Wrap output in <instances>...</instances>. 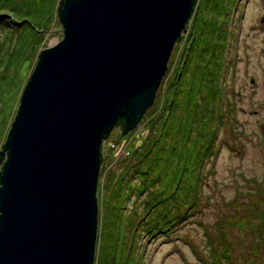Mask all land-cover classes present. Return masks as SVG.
Returning a JSON list of instances; mask_svg holds the SVG:
<instances>
[{
    "label": "water",
    "instance_id": "1",
    "mask_svg": "<svg viewBox=\"0 0 264 264\" xmlns=\"http://www.w3.org/2000/svg\"><path fill=\"white\" fill-rule=\"evenodd\" d=\"M195 1L58 0L0 147V264H93L103 140L153 103Z\"/></svg>",
    "mask_w": 264,
    "mask_h": 264
},
{
    "label": "rangeland",
    "instance_id": "2",
    "mask_svg": "<svg viewBox=\"0 0 264 264\" xmlns=\"http://www.w3.org/2000/svg\"><path fill=\"white\" fill-rule=\"evenodd\" d=\"M197 1L181 40L176 41L172 49L169 69L156 91L153 103L133 129L123 133L120 126H114L103 140V167L98 177L97 193L100 210L112 198L111 189L116 190L119 181L126 186L137 183L135 177L132 179V176L126 175L127 172L123 173L122 166L129 165L128 161L145 147L150 123L159 113L170 80L182 67L196 26L202 28L203 35L198 41L200 45L193 44L189 67L195 71L198 63L201 67L207 65L210 71L213 69L212 83L218 95L214 111L210 110L207 114L211 117L212 127L218 132L216 150L202 167L199 203L192 199L194 204L190 205L189 199L181 207L182 211L185 208L192 211L193 207L195 213L191 212L192 216L186 217V211H183V221L174 226L172 223L168 225V229L172 226L168 236L159 232L150 237L141 230L133 236V224L128 225L123 234L127 249L122 247L117 251L121 255V264H215L218 262L209 261L212 257L216 258L212 248L217 246V242L223 243L222 247L228 245V255L223 253L219 258L220 264L227 263V256L229 260L233 258L232 264H264V221H259V217L264 216L261 215L264 203V22H261L264 0ZM1 26L0 147L6 139L22 90L39 52L63 36V28L56 14L40 35L32 33L35 36L34 44L29 43V47L26 41L24 43L27 30H23L22 25L17 26L18 30L11 32V36ZM206 41L211 47L219 44V57L212 60L211 50L206 55L204 52L201 54L202 42ZM20 45L25 51L16 53ZM13 59L15 64L11 66ZM189 73L186 75L189 82L192 76V80H195L196 73ZM201 116L202 112L198 114V120ZM142 198L132 193L125 207L143 211L140 206ZM160 208L158 205L156 212ZM216 226L222 228L226 235H219ZM114 239L119 238L116 235ZM131 245L132 250H129Z\"/></svg>",
    "mask_w": 264,
    "mask_h": 264
},
{
    "label": "trees",
    "instance_id": "3",
    "mask_svg": "<svg viewBox=\"0 0 264 264\" xmlns=\"http://www.w3.org/2000/svg\"><path fill=\"white\" fill-rule=\"evenodd\" d=\"M196 1L186 25L194 13ZM0 2V14L4 13L0 16L2 19L1 28H4L5 32L10 33L9 36H11L18 30L17 26L22 25L23 30H27L23 38L27 47H29V43L34 44L35 36L32 33L40 35L45 25L58 13L56 9L58 0H0ZM213 31L214 25L212 24L211 32ZM197 35L198 37H196ZM202 35V28L199 29L196 26L193 42L187 48L182 67L175 72L174 77L170 80L159 113L150 123L151 128L146 137L145 147L136 152V157L128 161L129 165L122 166L123 173L127 172L126 175L132 176V179L135 177L137 183L126 186L119 181L116 190L111 189L112 198L104 203L103 210L100 208V212L98 210L99 224L93 264H121V255L117 251L122 247L127 249L124 241L120 242L121 244L119 241L125 239L123 234L128 229V225L133 224V236L137 235L140 230L142 233L148 231L151 236L157 235L159 232L168 236L171 232L170 228L184 220L182 219L183 211H186V217L190 215L188 209L185 208L182 211L181 207L187 204L191 197L192 199L198 197L194 194L200 191L198 188L202 167L216 150L218 133L217 129L212 127L211 117L207 114L210 110L214 111V102L218 95L215 84L212 83L213 69L210 71L207 65L201 67L198 63L195 71L189 67L193 44L200 45L201 42L198 43V41H201ZM219 36L221 35L219 34ZM181 38L182 36L178 37L177 41H180ZM218 46V43L211 47L208 41L202 42L201 54L204 52L206 55L211 50L213 54L211 57L214 60V57H219ZM24 51L23 45L16 49V53ZM205 55L201 58L204 59ZM15 59L13 62L11 60V66L15 64ZM167 68L169 69V66ZM13 71L15 72V70ZM188 73L191 75L196 73L195 80H192V78L194 79L192 76L189 82L186 77ZM218 108L221 110L220 105ZM201 112L202 116L198 120V114ZM117 124L118 126L123 125V118L118 119ZM103 158L102 154L99 175L102 173ZM262 186L264 191V183ZM132 193L143 197L140 205L143 211L125 207V203ZM174 200L177 202L175 203ZM158 205L161 208L156 212ZM262 205L261 215L264 214V203ZM178 206H180V212ZM127 209L128 213L125 212ZM259 218V221H264V216ZM170 223L172 226L168 229ZM223 224L226 225V223ZM216 229H219V235H226L222 228L216 226ZM119 234V239H114ZM146 234L148 235V233ZM222 246L223 243L217 242V246L212 248V254L214 253L216 258L212 257L210 263L215 261L218 262L215 264H220L219 258L223 256V253H228V245ZM129 250H132V245ZM201 259L203 261V257ZM225 259L226 264H232V257L230 260L228 256Z\"/></svg>",
    "mask_w": 264,
    "mask_h": 264
},
{
    "label": "bare ground",
    "instance_id": "4",
    "mask_svg": "<svg viewBox=\"0 0 264 264\" xmlns=\"http://www.w3.org/2000/svg\"><path fill=\"white\" fill-rule=\"evenodd\" d=\"M98 183H99V178H98ZM200 185V184H199ZM198 189H200V187L198 188ZM97 193H98V189H97ZM194 195H198V197H200V191H198V193H196V194H194ZM198 197H194V201H196V203H199V201H198ZM98 198V197H97ZM194 204V202L192 201V197L190 198V205H193ZM189 205V206H190ZM99 207V206H98ZM195 211H196V209L195 208H193L192 207V211H190V213L192 212V213H195ZM144 233H148V236H150L151 237V235H150V233L148 232V231H145V232H143V234ZM165 235V234H164ZM118 236V238L120 237V234L119 235H117ZM122 241H124V244H125V247H126V245H127V243H126V240L125 239H121V243H122ZM119 243H120V241H119ZM120 243V244H121ZM129 244H132L131 242L129 243ZM127 248V247H126ZM263 250H264V246H263Z\"/></svg>",
    "mask_w": 264,
    "mask_h": 264
}]
</instances>
